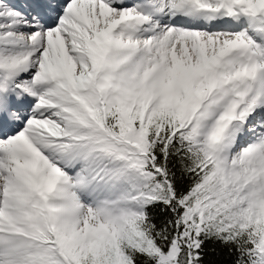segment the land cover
<instances>
[{"label":"snow or ice","instance_id":"1","mask_svg":"<svg viewBox=\"0 0 264 264\" xmlns=\"http://www.w3.org/2000/svg\"><path fill=\"white\" fill-rule=\"evenodd\" d=\"M0 264H264V0H0Z\"/></svg>","mask_w":264,"mask_h":264}]
</instances>
